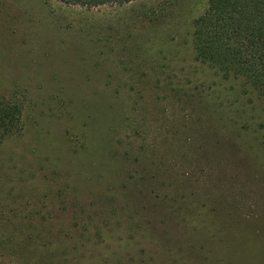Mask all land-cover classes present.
I'll return each mask as SVG.
<instances>
[{"label": "rangeland", "instance_id": "374dc122", "mask_svg": "<svg viewBox=\"0 0 264 264\" xmlns=\"http://www.w3.org/2000/svg\"><path fill=\"white\" fill-rule=\"evenodd\" d=\"M206 6L0 0V264H264V99L195 58Z\"/></svg>", "mask_w": 264, "mask_h": 264}, {"label": "trees", "instance_id": "16d2710c", "mask_svg": "<svg viewBox=\"0 0 264 264\" xmlns=\"http://www.w3.org/2000/svg\"><path fill=\"white\" fill-rule=\"evenodd\" d=\"M55 1L94 7L132 0ZM192 36L197 60L264 99V0H207L206 9L194 20ZM23 109L17 93L0 95V141L22 131Z\"/></svg>", "mask_w": 264, "mask_h": 264}]
</instances>
